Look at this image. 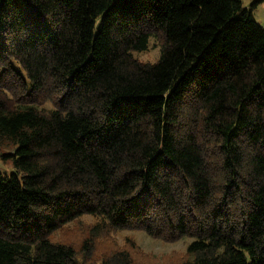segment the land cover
<instances>
[{
  "label": "trees",
  "instance_id": "16d2710c",
  "mask_svg": "<svg viewBox=\"0 0 264 264\" xmlns=\"http://www.w3.org/2000/svg\"><path fill=\"white\" fill-rule=\"evenodd\" d=\"M261 4L0 0V264H264Z\"/></svg>",
  "mask_w": 264,
  "mask_h": 264
},
{
  "label": "rangeland",
  "instance_id": "374dc122",
  "mask_svg": "<svg viewBox=\"0 0 264 264\" xmlns=\"http://www.w3.org/2000/svg\"><path fill=\"white\" fill-rule=\"evenodd\" d=\"M242 1L246 7H250V4L253 0ZM253 15L256 22L264 28V4L259 5L257 9H255ZM159 55L160 43L156 38H151L149 42L148 51L144 53L134 54V57H136L141 62L153 63L157 61ZM12 172L13 170L7 168L0 159V173L10 175ZM80 237L81 229L80 227H78L72 235V240H78ZM124 237H128L135 242L133 247L138 251V253L141 252L143 254H146L142 255L146 257H151L153 261L154 259L159 260V262L164 260L165 256L168 255H177L180 257L186 256L187 246L192 241L187 238L179 241H167L150 237L148 234L141 231H124L120 235L112 234L111 238L106 243L101 242L98 245L99 251L109 249L112 246H125V244L123 243Z\"/></svg>",
  "mask_w": 264,
  "mask_h": 264
}]
</instances>
